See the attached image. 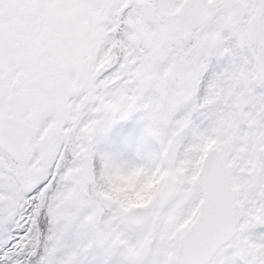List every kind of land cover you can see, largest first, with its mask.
<instances>
[{
  "label": "snow or ice",
  "instance_id": "1",
  "mask_svg": "<svg viewBox=\"0 0 264 264\" xmlns=\"http://www.w3.org/2000/svg\"><path fill=\"white\" fill-rule=\"evenodd\" d=\"M0 264H264V0H0Z\"/></svg>",
  "mask_w": 264,
  "mask_h": 264
},
{
  "label": "clouds",
  "instance_id": "2",
  "mask_svg": "<svg viewBox=\"0 0 264 264\" xmlns=\"http://www.w3.org/2000/svg\"><path fill=\"white\" fill-rule=\"evenodd\" d=\"M152 187L151 182L137 187L133 177H124L110 195L122 199L127 209L145 208L153 198Z\"/></svg>",
  "mask_w": 264,
  "mask_h": 264
}]
</instances>
